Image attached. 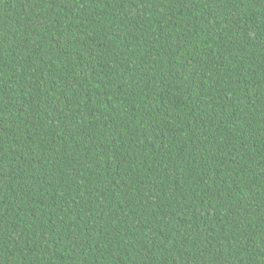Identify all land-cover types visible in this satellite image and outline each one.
<instances>
[{
	"label": "trees",
	"instance_id": "1",
	"mask_svg": "<svg viewBox=\"0 0 264 264\" xmlns=\"http://www.w3.org/2000/svg\"><path fill=\"white\" fill-rule=\"evenodd\" d=\"M0 264H264V0H0Z\"/></svg>",
	"mask_w": 264,
	"mask_h": 264
}]
</instances>
